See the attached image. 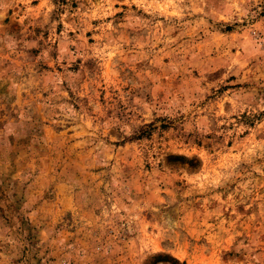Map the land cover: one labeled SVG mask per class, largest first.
Segmentation results:
<instances>
[{"label":"rangeland","instance_id":"obj_1","mask_svg":"<svg viewBox=\"0 0 264 264\" xmlns=\"http://www.w3.org/2000/svg\"><path fill=\"white\" fill-rule=\"evenodd\" d=\"M0 264H264V0H0Z\"/></svg>","mask_w":264,"mask_h":264}]
</instances>
